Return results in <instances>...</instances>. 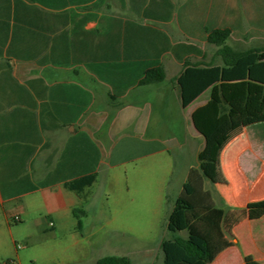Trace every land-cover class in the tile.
I'll use <instances>...</instances> for the list:
<instances>
[{"label": "crops", "instance_id": "1", "mask_svg": "<svg viewBox=\"0 0 264 264\" xmlns=\"http://www.w3.org/2000/svg\"><path fill=\"white\" fill-rule=\"evenodd\" d=\"M212 28H229L227 42L237 49L264 46V0H0V213L11 236L12 219L33 222L36 233L78 222L74 209L90 190L83 203L64 183L117 166L110 157L123 137L173 143L166 131L209 99L197 102L206 90L181 105L183 61H222L207 40ZM206 44L215 46L207 61ZM160 64L165 79L142 83L145 70ZM169 110L178 112L170 121ZM246 129L221 153L227 181L216 183L224 187L219 203L214 198L219 207L264 199V133ZM230 228L231 244L210 264H246V256L264 264V215Z\"/></svg>", "mask_w": 264, "mask_h": 264}, {"label": "trees", "instance_id": "2", "mask_svg": "<svg viewBox=\"0 0 264 264\" xmlns=\"http://www.w3.org/2000/svg\"><path fill=\"white\" fill-rule=\"evenodd\" d=\"M207 33V40L217 46L215 55L221 58L222 64L187 59L176 79L183 107L192 104L206 90L210 96L192 112L194 126L204 136L205 144L197 156L198 167L190 170L168 220L169 230H186L188 234L162 240L163 264H210L217 253L231 244L226 232L232 225L246 217L255 219L264 215V199L251 201L244 208L225 210L216 204L212 192L205 187L206 178L213 183L227 181L220 163L225 146L245 127L264 122V46L233 47L227 42L229 28H212ZM165 77L163 65L152 66L145 70L142 83L161 82ZM93 146L96 145L93 143ZM165 149L166 144L159 140L125 136L114 145L110 163L118 165ZM97 176L94 167L92 172L64 185L75 191L84 203ZM80 212H85L83 206L74 209L79 228L82 227ZM31 264L58 263L32 261ZM96 264H133V260L128 255H106ZM246 264L261 263L246 256Z\"/></svg>", "mask_w": 264, "mask_h": 264}, {"label": "rangeland", "instance_id": "3", "mask_svg": "<svg viewBox=\"0 0 264 264\" xmlns=\"http://www.w3.org/2000/svg\"><path fill=\"white\" fill-rule=\"evenodd\" d=\"M244 42L240 40L238 47H246ZM205 51L207 61L215 46L206 44ZM197 58L201 57L193 56L194 61ZM214 64L221 65L222 61ZM209 94L206 91L197 102H205ZM176 113L177 110L164 112L165 120L175 119ZM156 117L157 113L153 111L151 124L157 120ZM184 117L187 120L184 126L175 127L173 132L171 128L166 131L168 136L174 137L173 143L166 142L167 150L102 168L97 181L89 188L88 202L82 204L85 211L79 213L82 228L73 217V222L64 220L57 230L36 233L33 222L12 219L11 236L9 225L0 213L1 264L14 261L15 264H31L32 261L96 264L106 255H128L133 264H162V240L188 234L186 230H169L168 220L189 167L198 165L196 151L205 142L193 127L189 111ZM246 128L244 133H264V122ZM185 134L187 142L183 143L179 139L186 137ZM180 146H185L187 152L183 153ZM205 187L212 191L218 202L217 193L224 187L207 178ZM219 205L225 210L232 208L226 202ZM29 234H34L31 240Z\"/></svg>", "mask_w": 264, "mask_h": 264}]
</instances>
